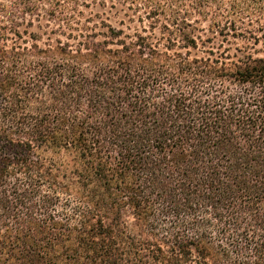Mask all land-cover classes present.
Masks as SVG:
<instances>
[{"label":"trees","instance_id":"1","mask_svg":"<svg viewBox=\"0 0 264 264\" xmlns=\"http://www.w3.org/2000/svg\"><path fill=\"white\" fill-rule=\"evenodd\" d=\"M187 1L0 0V264H264V0Z\"/></svg>","mask_w":264,"mask_h":264},{"label":"rangeland","instance_id":"2","mask_svg":"<svg viewBox=\"0 0 264 264\" xmlns=\"http://www.w3.org/2000/svg\"><path fill=\"white\" fill-rule=\"evenodd\" d=\"M142 1L144 2V0H137V2H139L141 4H142ZM147 1L150 4H152V6L155 4H159V5H162L166 9H169V8H175V9L182 8V9H184V8H187L188 5L190 4V2L187 0H147ZM140 7H142V6H140ZM116 8L117 9L106 8V11H104L103 8H99V7L94 6V7H92L91 11L94 13L105 12L103 14L107 15V17L109 18V21L115 26L122 25V24H119L121 21L124 22V25H122L123 27H125V25H128L131 28L139 26V22L137 21V16L141 15L143 13L142 10H140L141 14L139 12V14L134 15V14H132V12L129 9H127L126 6L123 7V6L116 4ZM128 15L133 16L132 20H134V22L128 21ZM145 24H146V22H145ZM51 37L54 38L55 36L53 35Z\"/></svg>","mask_w":264,"mask_h":264}]
</instances>
